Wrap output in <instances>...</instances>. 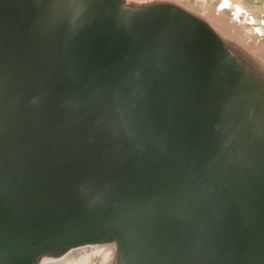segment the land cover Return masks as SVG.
Returning a JSON list of instances; mask_svg holds the SVG:
<instances>
[{
  "label": "water",
  "instance_id": "water-1",
  "mask_svg": "<svg viewBox=\"0 0 264 264\" xmlns=\"http://www.w3.org/2000/svg\"><path fill=\"white\" fill-rule=\"evenodd\" d=\"M0 264H264V0H0Z\"/></svg>",
  "mask_w": 264,
  "mask_h": 264
},
{
  "label": "snow or ice",
  "instance_id": "snow-or-ice-1",
  "mask_svg": "<svg viewBox=\"0 0 264 264\" xmlns=\"http://www.w3.org/2000/svg\"><path fill=\"white\" fill-rule=\"evenodd\" d=\"M140 2H142V3H143V2H147V0H140Z\"/></svg>",
  "mask_w": 264,
  "mask_h": 264
}]
</instances>
